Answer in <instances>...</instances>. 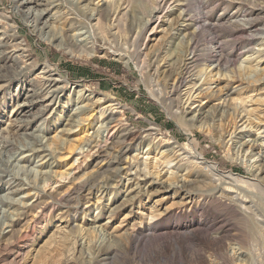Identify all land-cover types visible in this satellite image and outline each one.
I'll return each instance as SVG.
<instances>
[{"label":"rangeland","instance_id":"rangeland-1","mask_svg":"<svg viewBox=\"0 0 264 264\" xmlns=\"http://www.w3.org/2000/svg\"><path fill=\"white\" fill-rule=\"evenodd\" d=\"M38 1L0 0V76L30 70L0 81V264L17 250V264H94L107 248L116 252L104 264H197L198 250L216 264L221 245L234 264H264V80L248 89L237 70L245 59L264 79V45L250 38L264 27V0H203L209 12L194 15L221 24L232 64L197 63L173 96L165 62L187 55L186 0ZM79 32L87 51L65 38ZM50 79L62 87L52 102ZM125 132L126 153L106 169L100 156ZM90 176L95 185L74 193Z\"/></svg>","mask_w":264,"mask_h":264},{"label":"bare ground","instance_id":"bare-ground-1","mask_svg":"<svg viewBox=\"0 0 264 264\" xmlns=\"http://www.w3.org/2000/svg\"><path fill=\"white\" fill-rule=\"evenodd\" d=\"M157 1V0H156ZM164 0H158V4L163 3ZM106 2V1H105ZM209 2V1H208ZM27 3L30 4H34V5H38L40 6L41 4L39 3L38 0H28ZM53 4V2H49L46 6L47 8H49L51 5ZM106 5H104L103 8V13H105V16H110V11H109V5L107 3H104ZM72 6L74 5L73 2L71 4ZM207 5H209V3L204 2L203 0H186V5L184 6V10L186 12V22H189L188 25V30H189V34H188V43L186 46V56H182L181 58L175 59V58H171L170 60H167V62H165V78H164V83L167 84L168 81H171L172 83L169 85L171 90H170V94H172L171 96H173L182 86H184V84H186L187 81H191L193 78V75L191 74V68L193 66H195L197 63L199 62H206L209 65L215 64L216 67L221 66L223 69H225L228 65L232 64V60L233 57H227L228 55H222V44L223 42L220 41L219 39V35H218V29L220 28L221 24H211L209 21V17H206L205 19L201 16L203 14H207L209 12V9H205V7H207ZM212 5V4H211ZM107 6V7H105ZM42 9L37 11L34 16H35V21L36 23H38L40 21V19L42 18V15H44L48 9ZM205 9V10H204ZM80 10V9H79ZM101 10V8H100ZM197 11H201V15L200 17H197L196 15H194L195 12ZM99 12V11H98ZM124 14V18L122 19H118L120 23H125V17L126 14ZM94 15L96 14H90L88 15L89 18H92ZM69 20V19H68ZM238 23V22H237ZM79 24V23H78ZM167 28L164 29V31H162V35H160V37L158 38V44L160 43L161 46L165 49V59H168L169 57L172 56L173 54V50L169 48V44H170V37H171V33L170 31L172 30V26H173V20L172 19H168L167 22ZM75 27V23H71L69 26V31L74 30L76 28ZM248 27V29L253 28V23L251 21H247V22H243L241 24H238L236 26V29L239 31V33H242L244 30H246ZM258 28V27H257ZM256 28V29H257ZM80 29V28H79ZM77 30V29H76ZM252 31V30H251ZM206 32L207 35L210 37L209 39V43L211 44V47L208 50H202L201 47L202 45L201 43V34ZM221 32V31H220ZM80 33V32H79ZM229 33V32H228ZM247 33V32H246ZM261 34V35H258ZM84 34H78L76 36V38H74L75 36L73 35H65V38L68 39V41L70 42H75L76 45H80V49L83 48V50L87 51L86 47L88 46V44H90V37L89 36H84ZM224 35V34H223ZM80 36H84L81 40H77V38H81ZM221 36V35H220ZM232 36L231 32L230 34L227 35ZM262 36H264V27L261 28L259 30V32L256 35H251L250 38L252 39H258L261 40V45H264V39L262 38ZM208 37V38H209ZM248 37V35H247ZM225 38V37H224ZM249 38V37H248ZM251 39V40H252ZM257 41V40H256ZM78 43V44H77ZM260 45V46H261ZM20 46H22L20 44ZM20 46H17L16 49H18V51H20L21 55L25 52L24 48H19ZM235 47V46H234ZM91 48V47H90ZM227 49V48H226ZM232 51V50H231ZM250 52V51H249ZM253 54V53H252ZM88 55V54H87ZM90 55V53H89ZM262 55V54H261ZM255 57V56H254ZM4 58V57H2ZM177 58V57H176ZM247 58V57H246ZM258 58V57H257ZM237 59V58H236ZM255 60V59H254ZM224 61V62H223ZM257 67V65H256ZM256 67H251L248 64H246L245 59H243L241 62H239V64L237 65V70L239 73V76L242 78V80H244L247 84L246 87H248V89L250 87H256L257 84L262 83L264 79H262L263 74H260L258 69ZM30 72L29 67H27L26 65H24L21 68H18L17 70L13 71L12 74H6V75H1L0 76V81L3 83L8 82L10 79H15V78H20V77H25L28 75V73ZM49 72V71H48ZM49 76V75H48ZM264 78V77H263ZM50 81V82H49ZM48 82L49 83H53L54 85L52 86H48V91L46 92V97H44L45 99L47 97L52 98L51 102L54 101L56 95L58 94L59 90L62 87L56 86L57 85V80L56 79H50ZM264 83V82H263ZM248 91V90H247ZM252 92V91H251ZM172 101V100H171ZM259 102L264 104V99L262 100H258ZM257 102V101H256ZM262 104V105H263ZM241 106V105H240ZM234 110L237 111V106H234ZM250 112V111H249ZM249 114V113H248ZM111 118V117H110ZM110 120V119H109ZM133 132H125L123 134L120 135L119 140L116 141V147L115 145L111 146L109 148V150L102 156H100L101 159H103V161L105 159H108V166L106 167V169L109 168L110 165H113L115 163H118L119 161H121V159L123 158V155L126 153L127 151V142L129 140L132 139L133 136ZM136 137V136H135ZM165 141V140H164ZM137 145V144H136ZM129 146V145H128ZM41 148V147H40ZM249 150V148H247ZM259 149V148H258ZM97 159V158H96ZM94 160V159H93ZM96 163V162H95ZM92 167V166H91ZM95 168V167H94ZM92 169V168H91ZM105 169V170H106ZM110 169V168H109ZM104 170V171H105ZM90 171V170H89ZM88 173V172H87ZM112 173V172H111ZM88 175V174H87ZM114 175V174H113ZM81 177V176H80ZM114 177V176H113ZM86 179V178H85ZM76 180V179H75ZM97 181V176H90L86 181H84L83 183L79 184L74 193H77V191H80L82 188L84 187H92L95 185ZM108 187V183H106V185H104V188ZM73 193V194H74ZM59 197V196H58ZM57 198V197H56ZM61 198V196H60ZM55 199V198H54ZM65 199V198H64ZM71 201V196L68 197L65 200V204H69V202ZM58 203H61L58 199ZM35 206V205H34ZM248 209V208H246ZM242 210V209H241ZM244 216H241V220L244 222L243 227H244V232H246V234L248 235V237L250 236V230H249V226H248V217L245 215L246 210H244ZM242 215V214H241ZM246 216V217H245ZM250 219V218H249ZM18 221V220H17ZM20 224V223H18ZM199 225V224H198ZM23 229V228H22ZM207 227H203L200 228V230H205L206 231ZM243 230V229H242ZM13 231V230H12ZM22 231V230H21ZM21 231H18V239L21 238H25L28 237L29 235L26 233H22ZM68 233V232H67ZM9 234V233H8ZM224 235V234H223ZM227 235V234H226ZM16 237V238H17ZM65 236L64 241H66L69 237L73 238V232L70 231L69 232V237ZM263 237V236H262ZM3 237H0V251H3L2 248L6 247L7 244L2 242ZM58 238V237H57ZM228 239H231V236L226 237ZM225 240V239H224ZM221 242V239H220ZM75 243V242H74ZM222 243V242H221ZM50 244V243H49ZM58 244V243H56ZM15 245V244H14ZM44 246V245H43ZM165 246V245H164ZM46 247V246H45ZM224 246H220L218 249V253L216 254V264H234V261L232 259V257H230L228 255V253H226L223 250ZM13 248V247H12ZM23 248V247H22ZM44 248V247H43ZM53 248V247H52ZM49 249V246L46 248ZM45 249V250H46ZM55 249V248H54ZM44 250V251H45ZM175 250H177L176 252H181L182 246L180 245H176ZM42 251V250H41ZM49 251V250H48ZM116 252L115 249H100L97 253V256L94 260V264H104L103 262H105L109 257H111V255H113ZM40 253V252H39ZM46 253V251H45ZM48 253V252H47ZM44 254V253H42ZM46 255H44L45 257ZM42 257V256H41ZM191 261H196L197 264H208L207 258L204 255L203 252H201L200 250L198 251H194L191 252L189 255ZM162 258V257H161ZM21 260V254L19 253V251L17 250L15 259L12 260V262L8 263V264H17L19 261ZM40 260V259H39ZM114 260V259H113ZM10 261V260H9ZM47 263V262H46ZM182 263V262H181ZM140 264V263H139ZM142 264V263H141ZM183 264V263H182Z\"/></svg>","mask_w":264,"mask_h":264}]
</instances>
